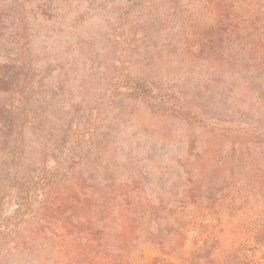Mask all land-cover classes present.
Listing matches in <instances>:
<instances>
[{
  "label": "rangeland",
  "instance_id": "obj_1",
  "mask_svg": "<svg viewBox=\"0 0 264 264\" xmlns=\"http://www.w3.org/2000/svg\"><path fill=\"white\" fill-rule=\"evenodd\" d=\"M191 1L132 17L136 5L125 28L127 0L22 1L30 29L20 38L35 80L12 82L22 101L8 97L0 119V264H155L167 234L156 215L204 206L196 221L211 236L237 249L243 242L264 264V245L231 231L237 215L264 202L250 195L224 204L239 181L251 188L254 172L223 158L242 129H264V115L232 111L229 73L188 55ZM121 64L146 77L153 93L174 92L177 104L193 105L198 118L171 113L160 96L144 102L111 86ZM194 234L190 228L182 251Z\"/></svg>",
  "mask_w": 264,
  "mask_h": 264
},
{
  "label": "trees",
  "instance_id": "obj_2",
  "mask_svg": "<svg viewBox=\"0 0 264 264\" xmlns=\"http://www.w3.org/2000/svg\"><path fill=\"white\" fill-rule=\"evenodd\" d=\"M22 1L9 0L8 3L0 6V48L2 49L0 119L1 115L6 112L4 106L8 102V97L12 98L9 103L22 101L13 96L14 93L12 94L10 90L12 82L15 80L17 83L26 82L28 84L35 80L34 71H30L31 62L34 60L31 58V53L24 49L25 43L21 41L30 29L25 13L21 11ZM181 1L127 0L129 5L120 14V16L124 15L122 26L124 28L128 26L131 20L129 14L136 8V5L137 9L132 13V17L153 12L150 9L152 7L155 9L161 2L170 6H179ZM192 7L193 15L187 17L184 26L185 34L189 35L186 37L188 55L195 58L192 60L205 64L207 67H216L224 73L226 71L229 73L235 86L232 93L233 101L229 102V105H234V109H229L236 110L237 113L264 115V0H193ZM6 10L8 11L6 16L10 18V21L4 23L1 17ZM202 15L208 16L207 23L200 22ZM8 29L15 30L13 37L6 39L10 43L13 42L14 45L10 47L7 41H4V35ZM113 70L115 80L110 85L128 88L133 98L143 99L146 102L152 97L160 96L159 101L165 98L166 101L171 102V105L167 107L171 113H180L186 118L190 116L198 118L200 115L196 109H192L193 105L177 104L172 97L174 92L170 94L153 93V86L150 85L152 83L146 77L133 75L130 69L123 64L114 66ZM21 90L18 89L17 92L23 97L24 92ZM252 128L254 129H242L243 140L236 141L231 146L232 151L227 152L223 158L231 157V163L235 167H245L248 171H253V177L256 179L252 182L250 189L243 181H239L237 188H230L238 194L230 196L228 198L230 200L225 201V206L233 204L236 198L244 202V199L250 195L259 196L256 198L257 202L259 200L264 202V129H258L257 125H252ZM76 139L75 136V141ZM202 159L206 163L209 161V157L205 155ZM226 164L227 162L224 161V165L220 167L227 166ZM206 208L207 206H204L203 211L198 210L197 212H204ZM197 212L172 211L164 216L156 215V220H165L160 231L166 230L167 234L166 239L161 243L162 256L156 260L155 264H174L167 257L170 256L169 254L179 256L180 264H263L247 255L246 245L243 242H239L237 249L233 247L230 240L223 241L218 235L211 236L215 232L209 231L204 224L196 221L199 218ZM233 214L234 212L229 213V215ZM236 218L233 223L235 227L231 231L243 234L255 247L263 246L264 209H251V211L240 213ZM200 226L202 230L199 229ZM190 228L195 231L191 239L192 246L187 251H182ZM165 242L170 244L166 245Z\"/></svg>",
  "mask_w": 264,
  "mask_h": 264
}]
</instances>
